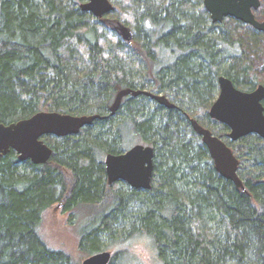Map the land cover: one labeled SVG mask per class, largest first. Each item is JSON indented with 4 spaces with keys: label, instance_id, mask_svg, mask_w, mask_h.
Masks as SVG:
<instances>
[{
    "label": "trees",
    "instance_id": "trees-1",
    "mask_svg": "<svg viewBox=\"0 0 264 264\" xmlns=\"http://www.w3.org/2000/svg\"><path fill=\"white\" fill-rule=\"evenodd\" d=\"M113 1L96 17L81 0H0V122L41 110L100 115L75 135L42 136L52 148L45 163L0 156V264H79L39 236L43 211L57 202L84 219L88 256L101 235L147 233L160 264H264V139L230 141L208 115L220 75L246 91L264 85V30L212 22L203 0ZM254 14L264 19V0ZM122 88L163 94L174 107L128 94L111 113ZM190 119L226 141L243 189L215 170ZM135 140L154 149L150 187L109 185L103 157ZM122 252L108 264H124Z\"/></svg>",
    "mask_w": 264,
    "mask_h": 264
},
{
    "label": "water",
    "instance_id": "water-1",
    "mask_svg": "<svg viewBox=\"0 0 264 264\" xmlns=\"http://www.w3.org/2000/svg\"><path fill=\"white\" fill-rule=\"evenodd\" d=\"M260 4L261 0H203L212 22H221L224 17H231L263 31L264 20L257 19L254 14ZM80 8L96 17H103L113 11L114 5L110 0H84L80 2ZM114 27L122 39H132L129 26L117 21ZM218 84L219 92L209 108V116L229 128L230 140L235 141L251 133L264 139V85L259 84L251 91H244L235 87L233 82L223 75L218 77ZM139 93L148 94L167 108L174 107L163 94L122 88L116 92L110 112L114 113L118 109L124 96ZM98 118L100 115L96 113L74 115L41 110L8 124L0 122V156L13 150L20 161L45 163L52 154V148L43 141L42 136L52 135L59 138L75 135L81 128ZM190 123L200 135L215 170L243 189L242 180L237 173L238 158L227 143L195 119H190ZM153 155V147L142 143L134 144L120 153H107L103 160L107 183L111 185L116 181H124L130 187L148 189L153 173ZM111 256L112 253L108 250L99 251L84 258L81 264H108Z\"/></svg>",
    "mask_w": 264,
    "mask_h": 264
},
{
    "label": "rangeland",
    "instance_id": "rangeland-1",
    "mask_svg": "<svg viewBox=\"0 0 264 264\" xmlns=\"http://www.w3.org/2000/svg\"><path fill=\"white\" fill-rule=\"evenodd\" d=\"M110 1L115 5L113 0ZM107 18L110 21L114 19L112 16H107ZM137 143L141 142L135 140L132 145ZM83 221L84 219L81 218L76 208L65 210L64 206L57 202L43 211L38 226V233L49 248L62 250L68 253L76 263L78 262L81 264L82 260L88 256L79 246L80 228ZM100 239L101 245L99 251L108 250L114 254L115 251L121 250L123 251L122 254L124 255V258H127L124 264H137V258L130 253L129 248L127 247L129 241L134 238L111 242L107 236L101 235ZM154 264H160L156 253Z\"/></svg>",
    "mask_w": 264,
    "mask_h": 264
},
{
    "label": "clouds",
    "instance_id": "clouds-1",
    "mask_svg": "<svg viewBox=\"0 0 264 264\" xmlns=\"http://www.w3.org/2000/svg\"><path fill=\"white\" fill-rule=\"evenodd\" d=\"M127 247L130 253L137 258V264H154L155 249L151 235L147 233L140 234L129 241Z\"/></svg>",
    "mask_w": 264,
    "mask_h": 264
},
{
    "label": "flooded vegetation",
    "instance_id": "flooded-vegetation-1",
    "mask_svg": "<svg viewBox=\"0 0 264 264\" xmlns=\"http://www.w3.org/2000/svg\"><path fill=\"white\" fill-rule=\"evenodd\" d=\"M82 1H84V0H81V2ZM262 20H264V19H262ZM131 29V28H130ZM217 84H218V79H217ZM236 87V86H235ZM244 91H246V90H244ZM251 91V90H250ZM218 92H219V84H218V86H217V92H216V94H215V96H214V99L212 100V102H211V104L213 103V101L216 99V97H217V94H218ZM145 94V93H144ZM151 97V96H150ZM152 98V97H151ZM153 99V98H152ZM264 100V99H263ZM263 100H262V102H263ZM263 104V103H262ZM211 106V105H210ZM264 107V106H263ZM210 108V107H209ZM208 115H209V110H208ZM210 117V116H209ZM211 118V117H210ZM213 119V118H212ZM215 120V119H214ZM197 121V120H196ZM216 121H218V120H216ZM198 122V121H197ZM220 122V121H219ZM199 123V122H198ZM221 123V122H220ZM200 124V123H199ZM223 124V123H222ZM225 125V124H224ZM203 126V125H202ZM205 127V126H204ZM207 128V127H206ZM209 129V128H208ZM229 129V128H228ZM210 130V129H209ZM211 131V130H210ZM229 133V132H228ZM251 134H254V133H251ZM215 135V134H214ZM257 135V134H256ZM217 136V135H216ZM228 136V135H227ZM218 137V136H217ZM220 138V137H219ZM221 139V138H220ZM229 139V138H228ZM240 139V138H239ZM223 140V139H222ZM230 140V139H229ZM238 140V139H237ZM237 140H235V141H237ZM224 141V140H223ZM230 141H233V140H230ZM226 142V141H225ZM229 146V145H228ZM235 155V154H234ZM239 161V160H238Z\"/></svg>",
    "mask_w": 264,
    "mask_h": 264
},
{
    "label": "bare ground",
    "instance_id": "bare-ground-1",
    "mask_svg": "<svg viewBox=\"0 0 264 264\" xmlns=\"http://www.w3.org/2000/svg\"><path fill=\"white\" fill-rule=\"evenodd\" d=\"M80 6V5H79Z\"/></svg>",
    "mask_w": 264,
    "mask_h": 264
}]
</instances>
